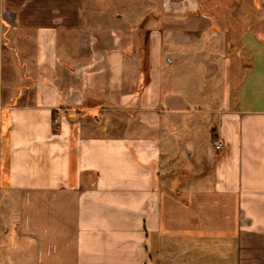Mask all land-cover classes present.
I'll list each match as a JSON object with an SVG mask.
<instances>
[{
  "label": "crops",
  "instance_id": "0c3cea01",
  "mask_svg": "<svg viewBox=\"0 0 264 264\" xmlns=\"http://www.w3.org/2000/svg\"><path fill=\"white\" fill-rule=\"evenodd\" d=\"M0 264H264V0H0Z\"/></svg>",
  "mask_w": 264,
  "mask_h": 264
},
{
  "label": "rangeland",
  "instance_id": "374dc122",
  "mask_svg": "<svg viewBox=\"0 0 264 264\" xmlns=\"http://www.w3.org/2000/svg\"><path fill=\"white\" fill-rule=\"evenodd\" d=\"M209 85L210 86L213 85V80H210ZM201 109H202V107H199V106L194 107V105L190 107L191 112L195 113L196 112L195 110H198V113H195L194 115H192V114L186 115V117L187 116L188 117L185 118L183 125L180 126V128L178 129V131H180L179 137L190 135L191 133H196L200 137L202 134L197 132V131H206L207 130V127H208L207 126V120H206L205 115H204L205 113H203V112L201 113ZM192 117H196V118L200 117V120L203 121V125H196V126L192 125L190 123V121H188V119H190Z\"/></svg>",
  "mask_w": 264,
  "mask_h": 264
},
{
  "label": "built area",
  "instance_id": "2783aa9c",
  "mask_svg": "<svg viewBox=\"0 0 264 264\" xmlns=\"http://www.w3.org/2000/svg\"><path fill=\"white\" fill-rule=\"evenodd\" d=\"M215 148H216L217 151H221V150H223V148H224V143L221 142V141H217V142L215 143Z\"/></svg>",
  "mask_w": 264,
  "mask_h": 264
}]
</instances>
